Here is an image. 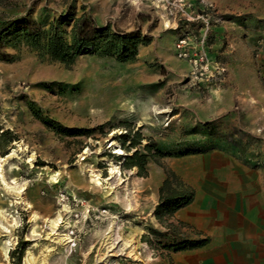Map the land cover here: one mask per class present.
<instances>
[{
	"label": "rangeland",
	"instance_id": "374dc122",
	"mask_svg": "<svg viewBox=\"0 0 264 264\" xmlns=\"http://www.w3.org/2000/svg\"><path fill=\"white\" fill-rule=\"evenodd\" d=\"M80 16L148 40L132 59L52 58L49 26L70 40ZM147 143L145 173L126 166ZM12 151L1 174L26 189L13 202L0 183V264H264V0H0V156ZM110 161L120 173L97 184L86 169L107 178ZM169 172L199 224L155 217Z\"/></svg>",
	"mask_w": 264,
	"mask_h": 264
},
{
	"label": "trees",
	"instance_id": "16d2710c",
	"mask_svg": "<svg viewBox=\"0 0 264 264\" xmlns=\"http://www.w3.org/2000/svg\"><path fill=\"white\" fill-rule=\"evenodd\" d=\"M62 23L63 21H57L56 24L49 26L44 44L47 53L52 58L66 59L68 62L73 61L77 55L85 52L114 55L119 60L132 59L137 53V45L139 43H145L148 40V38L141 37L135 31L120 33L118 31H111L108 25L95 26L89 18L84 16L75 18L71 29L70 40H67L61 28ZM28 26L27 24L25 27ZM21 29V27H12L9 29V33L16 35ZM42 33L44 32L38 27L34 32H31V36L39 40ZM139 136L138 133L133 136L130 142L132 146L140 142ZM153 146L154 144L147 143L144 145L145 153H140L136 149L132 154L125 156V165L137 166L139 172L145 173L146 157L150 155ZM156 151L160 152L161 150L157 149ZM193 196V189L184 184L174 172L167 173L158 188V202L153 211L155 217L158 221L165 222L178 209L191 203ZM207 241V238H202L183 243H186L184 244L187 245L186 247L192 248L205 245ZM180 247L185 246L181 244Z\"/></svg>",
	"mask_w": 264,
	"mask_h": 264
},
{
	"label": "bare ground",
	"instance_id": "6f19581e",
	"mask_svg": "<svg viewBox=\"0 0 264 264\" xmlns=\"http://www.w3.org/2000/svg\"><path fill=\"white\" fill-rule=\"evenodd\" d=\"M116 153H119V154H123V151L121 148L117 149L115 151ZM13 153L14 151L10 152V153H7L5 156H0V183L3 184L6 188L7 191L9 192H12L15 194V201L13 202H20L18 199H22L23 200V197L21 196L22 193L24 192V190L26 189V185H25V182L23 184H19L17 179L12 177V179L10 181H7L5 179V177L1 174V165H2V162L6 161L7 158H10L11 156H13ZM110 164V168H109V177L107 178H102L100 176V174L98 172H96V170L88 167V169H86V171L89 173L88 175L91 177V179L93 181H95L97 184H102V182H105L107 183L108 182V179H110L114 173L116 172H119V167L118 165H115L112 161L109 162ZM120 173V172H119ZM118 173V174H119ZM52 177V176H51ZM55 177V176H54ZM53 178V177H52ZM109 183V182H108ZM28 203V202H27ZM29 204V203H28ZM30 206V204H29ZM35 214V213H34ZM33 217V216H32ZM35 218V217H33ZM61 216L60 214H57L56 216L54 217H48L46 219V221L49 223V225L51 226L52 230L55 229L59 223L61 222ZM114 230V229H113ZM60 235V234H59ZM63 235V234H62ZM110 242V240L108 241ZM49 250H47L48 252ZM5 255L7 254L6 253V250H5ZM110 254V253H109ZM108 254V255H109ZM46 255L47 253H44L43 256H42V259L43 261L45 262V259H46ZM104 260V261H103ZM100 261H102L103 263L102 264H107V260L106 259H100Z\"/></svg>",
	"mask_w": 264,
	"mask_h": 264
},
{
	"label": "crops",
	"instance_id": "0c3cea01",
	"mask_svg": "<svg viewBox=\"0 0 264 264\" xmlns=\"http://www.w3.org/2000/svg\"><path fill=\"white\" fill-rule=\"evenodd\" d=\"M189 207H191L190 204L185 206V207H183V208H181V209H179L175 213V216H177L179 219L184 220L186 222H189V223L192 222V223L199 224L198 223L199 222L198 219L195 218L194 214L190 212ZM253 207L254 206H249L248 208H250V210H252V209H254ZM225 208L230 210V212H226V215L231 217L232 220L235 219V218H237V219L241 218V217L238 216V214L236 212L237 211L236 209L238 208V205H237L236 202H228ZM225 226L229 227V224H226ZM228 227H226V229H228Z\"/></svg>",
	"mask_w": 264,
	"mask_h": 264
},
{
	"label": "built area",
	"instance_id": "2783aa9c",
	"mask_svg": "<svg viewBox=\"0 0 264 264\" xmlns=\"http://www.w3.org/2000/svg\"><path fill=\"white\" fill-rule=\"evenodd\" d=\"M185 44H186V40L184 38H180L177 41L176 48L179 56L186 55Z\"/></svg>",
	"mask_w": 264,
	"mask_h": 264
}]
</instances>
